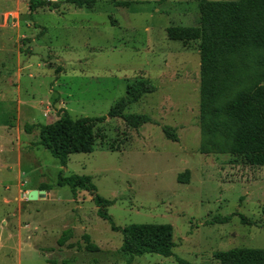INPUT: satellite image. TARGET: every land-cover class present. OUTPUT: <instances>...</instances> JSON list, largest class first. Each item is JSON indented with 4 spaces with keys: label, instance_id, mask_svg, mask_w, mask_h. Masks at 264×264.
I'll return each instance as SVG.
<instances>
[{
    "label": "rangeland",
    "instance_id": "1",
    "mask_svg": "<svg viewBox=\"0 0 264 264\" xmlns=\"http://www.w3.org/2000/svg\"><path fill=\"white\" fill-rule=\"evenodd\" d=\"M30 1L0 0V264H128L122 233L98 215L89 191L74 197L58 184L61 171L92 175L98 192L115 200L108 211L117 225H173L172 256L146 253L130 264H181L178 257L221 264L217 250L264 248V166L200 152L199 40L167 34L171 26L200 24L199 0H130L128 7L46 0L58 7L34 11ZM145 79L155 90L124 112L152 121L133 127L109 116L127 85ZM62 109L73 118L107 116L97 123L95 149L71 154L66 167L37 144L39 125ZM25 123L36 124L31 133ZM187 169L189 183L179 182ZM42 185L50 190L29 200ZM215 215L230 219L210 223ZM67 228L72 237L60 245Z\"/></svg>",
    "mask_w": 264,
    "mask_h": 264
},
{
    "label": "trees",
    "instance_id": "2",
    "mask_svg": "<svg viewBox=\"0 0 264 264\" xmlns=\"http://www.w3.org/2000/svg\"><path fill=\"white\" fill-rule=\"evenodd\" d=\"M78 7H91L99 0H65ZM116 6L128 7L130 0H112ZM53 5L46 0H31L32 11L38 7ZM201 13L198 26H171L167 29L169 39L191 42L199 40L200 52V115L205 142L200 152H230L241 156L243 163L264 166V0H199ZM155 86L150 80L129 83L125 96L118 99L110 109L109 116L123 118L129 125L138 127L152 121L144 114L124 112L126 107L151 93ZM107 119L102 116L73 118L62 109L58 119L40 124L39 145H42L66 167L73 153H90L95 149L98 137L97 123ZM36 124L25 123V131L31 133ZM169 127L165 134L177 139ZM178 181L189 183L190 170L180 172ZM58 184L68 185L74 195L79 190L92 194L98 215L108 221L113 231H120L123 243L120 251L130 256L146 253L166 257L174 254V227L171 223H131L117 225L108 207L114 199L98 192L92 175L59 173ZM46 191L49 185H42ZM241 222L253 224L243 214ZM230 215H215L210 223H224ZM74 229L63 231L58 242L64 245L72 237ZM89 239V237H87ZM89 248H95L89 245ZM221 264H264V248L237 246L214 252ZM181 264L185 261L178 257Z\"/></svg>",
    "mask_w": 264,
    "mask_h": 264
},
{
    "label": "water",
    "instance_id": "3",
    "mask_svg": "<svg viewBox=\"0 0 264 264\" xmlns=\"http://www.w3.org/2000/svg\"><path fill=\"white\" fill-rule=\"evenodd\" d=\"M46 192L44 189H33L29 192L28 198L29 200H36L39 198V194H45Z\"/></svg>",
    "mask_w": 264,
    "mask_h": 264
},
{
    "label": "crops",
    "instance_id": "4",
    "mask_svg": "<svg viewBox=\"0 0 264 264\" xmlns=\"http://www.w3.org/2000/svg\"><path fill=\"white\" fill-rule=\"evenodd\" d=\"M3 138H7L6 134L3 135ZM8 139L10 140V136L8 137ZM191 172H192V170H191Z\"/></svg>",
    "mask_w": 264,
    "mask_h": 264
}]
</instances>
